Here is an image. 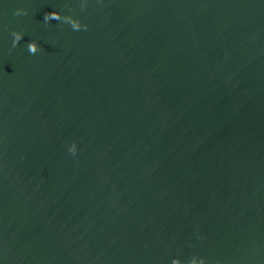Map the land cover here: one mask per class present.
<instances>
[{"label":"water","instance_id":"obj_1","mask_svg":"<svg viewBox=\"0 0 264 264\" xmlns=\"http://www.w3.org/2000/svg\"><path fill=\"white\" fill-rule=\"evenodd\" d=\"M193 254L264 264V0H0V264Z\"/></svg>","mask_w":264,"mask_h":264},{"label":"clouds","instance_id":"obj_2","mask_svg":"<svg viewBox=\"0 0 264 264\" xmlns=\"http://www.w3.org/2000/svg\"><path fill=\"white\" fill-rule=\"evenodd\" d=\"M17 13L27 12L26 8H17ZM63 17L66 21L70 22L72 27L75 29H80L81 27H87L86 24L82 22L80 17L74 16L71 14H65L61 10L57 8H53L49 11L45 12V20L49 21L52 18H61ZM14 39L13 44L19 43L22 39L24 32L21 30H13ZM27 47L29 51L35 53L40 47V43L36 38L27 42ZM68 151L75 155L79 151L78 141L72 140L70 144H68ZM171 264H212L211 261L207 260L205 257L199 254H193L190 259L185 261L180 255H175L172 257Z\"/></svg>","mask_w":264,"mask_h":264}]
</instances>
